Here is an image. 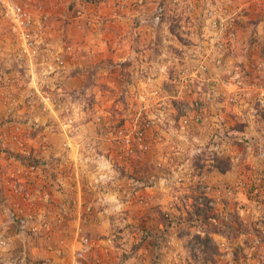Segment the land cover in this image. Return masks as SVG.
Segmentation results:
<instances>
[{"label": "rangeland", "instance_id": "rangeland-1", "mask_svg": "<svg viewBox=\"0 0 264 264\" xmlns=\"http://www.w3.org/2000/svg\"><path fill=\"white\" fill-rule=\"evenodd\" d=\"M21 1L39 44L25 55L0 6V264H71L83 236L85 264H264V0ZM202 64L198 99L239 72L244 107L182 129L174 78ZM136 124L129 155L107 136Z\"/></svg>", "mask_w": 264, "mask_h": 264}, {"label": "built area", "instance_id": "built-area-1", "mask_svg": "<svg viewBox=\"0 0 264 264\" xmlns=\"http://www.w3.org/2000/svg\"><path fill=\"white\" fill-rule=\"evenodd\" d=\"M0 6L5 19L8 21L10 30L15 34L20 42V49L29 56H35L38 51V36L35 32L34 17L32 11L21 0H0ZM58 62H63L60 56H57ZM205 66L196 65L193 69L181 68L178 75L174 78V93L171 94L172 99L179 102V107L183 111L180 118V125L182 129L190 128L193 125L202 123L206 117V103H203L202 98L198 99L197 93L192 90V83L197 78L198 71L204 69ZM245 76L237 72L232 76V84L234 83V90L245 86ZM225 83V82H224ZM226 84V83H225ZM202 100V102L200 101ZM258 102L264 112V89L258 96ZM165 103V102H163ZM145 126L136 124L132 126H125L118 128L115 133H108V136L116 137L121 144L124 151L129 155H136L138 152L147 149L148 144L146 140ZM192 173V172H190ZM192 179L201 181L202 178L198 174H188ZM3 243L2 241H0ZM78 247L74 250L71 264H85L89 259V243L86 237H81L78 241Z\"/></svg>", "mask_w": 264, "mask_h": 264}, {"label": "crops", "instance_id": "crops-1", "mask_svg": "<svg viewBox=\"0 0 264 264\" xmlns=\"http://www.w3.org/2000/svg\"><path fill=\"white\" fill-rule=\"evenodd\" d=\"M50 2H55L56 0H49ZM48 1V2H49ZM56 3V2H55ZM46 4H47V2H46ZM51 5H53V4H51ZM41 7L43 8V9H45L46 7H48V9H49V5H47L46 7L44 6V5H41ZM51 9H53V10H55V9H57V16L58 15H61V16H63V15H65L66 13H64V12H66V9L65 8H61V7H59V6H51ZM53 12H55V11H53ZM58 64V63H57ZM54 65H56V64H54ZM66 73L67 72V67H66V69H63L62 71H58L56 74H58V75H60L61 73ZM68 72H69V70H68ZM70 73V72H69ZM67 75V74H66ZM65 75V76H66ZM229 77V79H226L225 81H223V82H225L226 84H232V76H228ZM247 77H249V76H247ZM245 79H246V77H245ZM227 80H228V82H227ZM251 81V80H250ZM241 93V96H242V94H243V92H239V94ZM248 94V91H246L245 93H244V95H247ZM208 95V96H207ZM221 96V97H220ZM220 96H218L219 98H220V100L219 101H217L216 102V98H215V95H213V97H214V100H213V102H215L216 103V105L215 106H217L216 108L217 109H222V108H225V107H228L229 109H230V111L231 110H237V111H239L240 112V110H242V107H244V105H241L240 107L239 106H236V105H238V104H232V103H235V101H237L238 99H237V94L235 93V92H232V91H230L229 89H224V90H222L221 91V93H220ZM205 97L206 98H208V99H206L205 100V98H203L205 101H206V106H207V109H211V106L209 105L211 102H212V100H211V93L210 92H208V93H206L205 94ZM244 98H245V96H243ZM236 107H238V108H236ZM244 111V110H243ZM210 112V111H209ZM236 112V111H235ZM238 113V112H237ZM209 117H211L210 115H208V118ZM236 118H240L239 116H237L236 115ZM216 119H218V121L216 122V123H214V125H217L218 127H223L224 128V123H223V116H220V115H218V117L216 118ZM195 126H198V125H194L193 127H195ZM201 128V127H200ZM209 128H212L211 127V125H209V122H208V125L206 126V127H203L202 126V129H203V131H209ZM226 129V128H225ZM218 130V128H216V131ZM211 133V132H210ZM74 142H76L77 143V140H74ZM76 143H75V145H76ZM73 147H75V146H73ZM75 150L77 149V145H76V147L74 148ZM75 150H74V153H75ZM111 153H109V154H105V158H106V161L107 162H110V164L112 163L111 161L112 160H114L115 159V157H114V151H110ZM73 152H72V155L74 156V157H77L78 155L75 153L74 154ZM101 156V155H100ZM100 156H97L98 158H100ZM111 160V161H110ZM101 172H104L105 173V170H103V171H101ZM108 175V174H107ZM129 196V195H128ZM110 197L111 196H108L107 198H106V196H105V199H106V201H108V203L110 204V206H111V204L112 205H115L116 203H113V202H111V201H109V199H110ZM101 198H103V196H101ZM111 199H114V197H112ZM133 199V198H132ZM131 201H133V200H131ZM127 204L124 206V207H127V209L128 208H131L132 206H133V204L132 203H128V202H130V201H125ZM142 203V202H141ZM108 204V205H109ZM118 204L119 205H122V203L119 201L118 202ZM142 204H144V203H142ZM144 217H146V216H144ZM194 222H199V220H196V221H194ZM99 253H101V252H99Z\"/></svg>", "mask_w": 264, "mask_h": 264}, {"label": "trees", "instance_id": "trees-1", "mask_svg": "<svg viewBox=\"0 0 264 264\" xmlns=\"http://www.w3.org/2000/svg\"><path fill=\"white\" fill-rule=\"evenodd\" d=\"M213 160L215 161V163L214 162L212 163ZM213 166L217 167L221 172H227L231 168V163L228 164L225 163L223 160H218L216 158H213L211 159L210 164H207L206 170L209 171ZM196 237L198 238L199 241L204 243L205 248L207 247L208 250L211 249L210 254H213L214 252L217 251V248L215 244L212 242V238L209 234L205 236H201L200 234H198Z\"/></svg>", "mask_w": 264, "mask_h": 264}]
</instances>
